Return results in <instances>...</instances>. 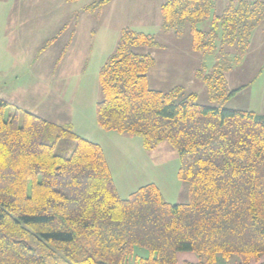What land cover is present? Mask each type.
Returning a JSON list of instances; mask_svg holds the SVG:
<instances>
[{
    "label": "trees",
    "instance_id": "16d2710c",
    "mask_svg": "<svg viewBox=\"0 0 264 264\" xmlns=\"http://www.w3.org/2000/svg\"><path fill=\"white\" fill-rule=\"evenodd\" d=\"M213 6L166 0L160 30L176 38L188 30L192 51L215 54L211 69L200 62L194 74L220 104H200L180 86L150 88L149 50L160 45L128 28L98 75L97 124L138 136L145 150L167 142L186 202H166L154 183L120 197L100 145L28 110L5 116L10 104L0 98V264H175L179 252L197 255L184 264H264V115L223 107L244 87L229 90L225 74L264 22V0H229L211 16Z\"/></svg>",
    "mask_w": 264,
    "mask_h": 264
},
{
    "label": "rangeland",
    "instance_id": "374dc122",
    "mask_svg": "<svg viewBox=\"0 0 264 264\" xmlns=\"http://www.w3.org/2000/svg\"><path fill=\"white\" fill-rule=\"evenodd\" d=\"M96 1L0 0V54L3 56L0 96L10 104L5 116L13 114L14 107H18L49 122L70 125L78 135L96 142L102 148L115 188L122 198L139 186L154 183L166 202H186L188 187L178 176L179 159L167 142L145 150L138 136L101 129L95 115L96 102L101 97L99 70L114 50L120 29L153 34L159 45L166 43L167 36L159 30L160 6L166 0H110L95 12H88L86 7ZM221 10L222 7L214 3L211 16ZM75 26L72 48L63 55L59 52L65 51L64 45ZM198 27L209 29L210 18ZM190 40L186 30L178 42L170 41L168 50L153 48L155 58L161 52L180 54V58L173 56L163 62L165 55L160 54L162 67L150 74L151 88H168L173 81L186 80L188 76L183 71L190 70V66L184 67L187 62L184 59L185 54L192 51ZM249 49L241 62L225 74L229 90L244 87L228 97L223 107L264 115V32L251 42ZM134 50L145 53L149 49L135 47ZM201 54H198L200 61L206 64L207 70L211 69L215 54ZM165 62L168 67L163 66ZM196 83L194 92L198 103L220 104L208 99L201 81L196 80ZM134 254L146 256L147 251L136 247ZM234 259L235 256L231 261ZM185 260L196 262L197 255L179 252L175 264H184ZM217 264L228 263L220 260Z\"/></svg>",
    "mask_w": 264,
    "mask_h": 264
},
{
    "label": "crops",
    "instance_id": "0c3cea01",
    "mask_svg": "<svg viewBox=\"0 0 264 264\" xmlns=\"http://www.w3.org/2000/svg\"><path fill=\"white\" fill-rule=\"evenodd\" d=\"M4 1V0H3ZM22 1H24V2H26V0H22ZM214 1V3L217 5V6H220V7H224V5L227 3V1H229V0H213ZM251 1V0H250ZM219 4V5H218ZM88 12H90V13H93V12H95V11H90V10H87ZM3 23H4V19H3ZM121 30V29H120ZM159 30H160V23H159ZM75 31H76V26L72 29V33H71V35L68 37V40H67V45L68 46H66V48H65V51L63 52V55L64 54H67L68 52H69V50L72 48L71 47V43H72V41H73V36H74V34H75ZM263 32H264V22L260 25V26H258L256 29H254L253 31H252V33H251V36H250V44H251V42L253 41V40H255L256 39V37H260V36H262L263 35ZM164 33V35L165 36H167V37H165V39L166 40H168V41H165L166 43H164V44H161L159 47H163V49H164V51H166V50H168L169 48H168V44H170V41H173V40H177V42H178V40H179V38H176L175 36H173V35H170V33H165V32H163ZM169 36V37H168ZM71 37V38H70ZM175 38V39H174ZM3 40H4V42H5V37L3 38ZM1 42V41H0ZM250 44H249V48H250ZM65 46V45H64ZM63 46V47H64ZM62 47V48H63ZM61 48V49H62ZM248 48V49H249ZM191 49V48H190ZM250 50V49H249ZM62 51L60 50V52L59 53H61ZM149 52L154 56V55H156L155 53H154V49H151V50H149ZM164 53V57H163V62L165 61V59H166V61L170 58V57H173V56H177V57H179L180 58V54H176V53H174V54H168V52L167 53H165V52H163ZM162 52L160 53V54H163ZM159 53H158V56H157V58H155V56H154V58H155V64H154V66L152 67V68H150L149 69V72H147V82H148V85H149V87L151 88V86H150V84H151V78H150V74H152V73H155V72H157V68H160L161 69V67H162V65H160V64H162V63H160V55ZM197 54V55H196ZM199 53L198 52H194V51H191V53H186L185 54V59L184 60H187V62H185V64L186 65H184V67H186V66H190V70H188V71H183V72H186V74H187V78H186V80L183 78H181V79H179V80H177V81H173L171 84H169L170 86H168V88H157V90H161V91H166V90H169V89H171L172 87H174V86H180V87H182V89H183V92H185V93H191V92H193V93H195L194 92V88H195V85L196 84H198V83H196V80H198V82H200V80L199 79H197L196 77H195V74H194V71H195V69L198 67V65H199V63L201 62L200 61V59H201V57H200V55H198ZM3 58V56H2V54H0V60ZM189 61V62H188ZM163 66H167L168 67V62H165V64L163 65ZM179 71H181V70H179ZM183 74V73H182ZM239 87H241V86H239ZM238 87V88H239ZM243 89V88H242ZM0 98L1 99H6V98H4V97H2V96H0ZM8 102V101H7ZM250 264H256V263H250Z\"/></svg>",
    "mask_w": 264,
    "mask_h": 264
}]
</instances>
